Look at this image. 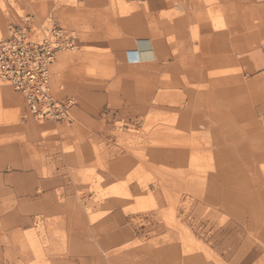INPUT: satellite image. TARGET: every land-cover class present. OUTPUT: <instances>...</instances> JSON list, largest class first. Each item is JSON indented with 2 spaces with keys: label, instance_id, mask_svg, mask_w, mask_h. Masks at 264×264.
<instances>
[{
  "label": "rangeland",
  "instance_id": "rangeland-1",
  "mask_svg": "<svg viewBox=\"0 0 264 264\" xmlns=\"http://www.w3.org/2000/svg\"><path fill=\"white\" fill-rule=\"evenodd\" d=\"M83 9L45 22L64 28L74 37V47L57 52L51 66L53 93L75 101L70 115L73 122L34 119L21 94H17L19 100L11 109L4 108L0 99V121L19 123L22 134L25 126L35 131L34 122L51 136L90 132L87 129L95 127L92 123L98 124L95 131L100 138L90 142L94 159L88 160L79 149L80 144L88 142L82 139L75 141L77 145L68 142L64 153L74 157L69 163L75 166L70 180L89 184L96 193L94 199L120 197L106 201L105 206L112 210V232L121 229L114 236L100 237L99 226L89 227L83 220L89 243L86 257L66 261L244 264L249 255L255 258L254 264H264V180L254 176V170L264 175V124L258 116L250 118L254 110L257 115L260 110L252 94L242 96L246 86L231 75L194 73L188 77L192 86L186 84L185 77L177 78L185 83L184 94L178 92L173 77L140 76L141 72L131 77L135 72L116 58V43L124 36L119 19L135 8L112 0L100 11ZM41 15L46 16V12ZM21 16L24 18L23 13ZM125 80L133 82L126 86ZM2 85L8 86L0 81ZM240 96L245 97L244 102L228 103L230 98ZM206 98H218L222 107L207 105ZM180 99L175 106H162L170 113L155 107ZM144 102H148L144 110L150 103L152 106L141 114L138 107ZM243 109L245 119H240ZM76 122L78 127L74 129ZM199 126L202 130L196 131ZM205 134L208 137L204 140ZM128 152L136 159L123 155L112 161L119 153ZM248 158L252 164L254 161L252 171ZM111 161L122 175L134 168L120 178L113 168L110 173ZM107 175H112L111 184L106 182ZM246 192L251 193V213L245 210ZM94 209L92 203L86 204L92 223L103 221L109 214ZM37 228H46L42 219ZM2 234L0 228L1 250L6 245L14 246L20 255L14 259L12 252L8 255L1 251L0 264H60L54 259L82 254L80 242L74 247L69 244L68 250L62 247L66 241L61 244L67 238L60 236H31L27 231L14 238Z\"/></svg>",
  "mask_w": 264,
  "mask_h": 264
},
{
  "label": "crops",
  "instance_id": "crops-1",
  "mask_svg": "<svg viewBox=\"0 0 264 264\" xmlns=\"http://www.w3.org/2000/svg\"><path fill=\"white\" fill-rule=\"evenodd\" d=\"M122 1L135 10L119 19L123 25L124 36L116 43V58L126 69L135 72L131 73V77L136 76L137 72H141L140 76L173 77L175 86L180 90L178 92L184 94L182 85L185 83L182 84L177 78L185 77L186 84L192 86L188 77L194 73L231 75L233 78L235 76L238 84L246 86L241 95L250 97L252 94L254 103L260 107L257 116L264 124V0ZM108 3L111 5L112 0H0V36L7 37L12 24L28 22L32 26H41L47 20L56 21L68 14L81 13L84 7L94 12L100 11L102 5ZM44 11L46 16L41 15ZM110 49L112 50V40ZM149 70L152 72L147 73ZM125 81L126 86L128 82H133ZM10 88L0 86L1 102L3 107L8 109L15 108L19 100L17 94H20ZM242 96L230 98L228 103H242L245 100ZM181 99L174 101L172 105L164 103L155 107L169 112L162 106H175ZM206 100L207 105L221 106L218 98ZM146 103L138 107L141 114L152 106L149 102V107L144 110ZM75 106L74 104L71 114L74 113ZM252 113L250 118L255 119ZM244 114L243 109L242 116H237L245 119ZM63 121L73 122V119L69 117ZM33 124L35 131L32 132L25 126L22 134L19 123L0 121L2 235L14 238L27 231L31 236H60L67 238L61 242L63 244L66 241L62 247L67 249L70 245L74 247L80 242L81 255L54 259L60 264H79L76 261L68 262L66 259L86 257L85 248L89 243L81 225L83 220L89 227L98 225L100 237L114 236V232L121 229L112 232V210L105 206L106 201L120 197L109 195L101 200L94 199L96 193L91 190L89 184L70 180L75 166L69 163L74 157L64 153L68 142L77 145L75 141L82 139L89 143L80 144L79 149L88 160L94 159L90 142L100 138V134L95 131L98 124L92 123L95 127L88 128L90 132H63L58 136L46 135L39 124ZM87 125L91 126L89 123ZM77 127L76 122L74 129ZM199 127L196 131L202 130V126ZM207 137L205 134L203 139ZM261 139L264 142V132ZM123 155L135 158L129 152L119 153L112 161ZM112 161L109 171L112 173L113 168L120 178L134 168L128 169L122 175L112 166ZM106 177V182L111 184L112 175ZM91 203L95 207L94 212H109L103 221L91 222L86 211V204ZM39 219H42L46 227L43 230L37 228ZM49 247H52V244ZM97 247L101 249L100 245ZM63 248L61 250H66ZM1 251L8 255L12 252L14 259L20 255V250L15 251L14 246L6 245L3 250L0 247ZM49 251L52 252V249ZM6 262L8 264V261Z\"/></svg>",
  "mask_w": 264,
  "mask_h": 264
},
{
  "label": "built area",
  "instance_id": "built-area-1",
  "mask_svg": "<svg viewBox=\"0 0 264 264\" xmlns=\"http://www.w3.org/2000/svg\"><path fill=\"white\" fill-rule=\"evenodd\" d=\"M74 47V37L64 28L44 23L12 24L0 39V81L19 92L38 121H63L75 101L61 98L51 88V66L60 50Z\"/></svg>",
  "mask_w": 264,
  "mask_h": 264
},
{
  "label": "bare ground",
  "instance_id": "bare-ground-1",
  "mask_svg": "<svg viewBox=\"0 0 264 264\" xmlns=\"http://www.w3.org/2000/svg\"><path fill=\"white\" fill-rule=\"evenodd\" d=\"M258 111H260V110H258ZM253 115L255 116V117H257V113H256V111L254 110L253 111ZM256 119V118H255ZM260 121V120H259ZM255 122V121H254ZM257 122V121H256ZM254 128V127H253ZM243 129V128H242ZM245 130V129H244ZM249 130V129H248ZM255 130H257V129H255ZM250 131H251V129H250ZM249 132V131H248ZM244 134V133H243ZM236 135V134H235ZM250 151V150H249ZM250 154H252V153H250ZM254 155V154H253ZM258 155V154H257ZM263 156H264V154H262ZM253 161V160H252ZM247 162H248V166L250 167V170L252 171L253 169L252 168H254V166H253V164H254V161H253V164H252V162H251V158H248L247 159ZM257 163V162H256ZM264 171V170H263ZM254 176L256 177V178H258V179H262V180H264V175H261V173L259 172V171H256V170H254ZM255 178V179H256ZM250 195H251V193H249V192H246V193H244L243 194V197L245 198V203H246V206H245V210L247 211V210H249V212L251 213V211H250V208H248V205H249V197H250ZM243 200V199H242ZM244 201V200H243ZM247 202H248V204H247ZM264 204V203H263ZM248 208V209H247ZM256 215V214H255ZM252 218V217H251ZM250 224V223H249ZM249 226H251V224L249 225ZM256 226V225H255ZM245 228V227H244ZM249 228V227H248ZM243 230V229H242ZM263 230V229H262ZM254 231V230H253ZM253 231H251V232H253ZM248 232V231H247ZM245 233V232H244ZM243 233V234H244ZM257 239V238H256ZM254 250H256V249H254ZM262 254V253H261ZM264 255V254H263ZM254 257H252L251 259H250V257H249V255H247V257H246V259H245V262H244V264H254L256 261H254ZM264 260V259H263ZM258 261V260H257ZM259 262V261H258ZM241 263V262H240ZM257 263V262H256Z\"/></svg>",
  "mask_w": 264,
  "mask_h": 264
}]
</instances>
